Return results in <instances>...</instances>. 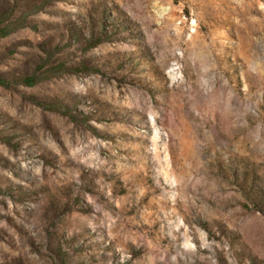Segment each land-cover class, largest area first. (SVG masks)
I'll use <instances>...</instances> for the list:
<instances>
[{"label":"rangeland","instance_id":"obj_1","mask_svg":"<svg viewBox=\"0 0 264 264\" xmlns=\"http://www.w3.org/2000/svg\"><path fill=\"white\" fill-rule=\"evenodd\" d=\"M0 264H264V0H0Z\"/></svg>","mask_w":264,"mask_h":264}]
</instances>
